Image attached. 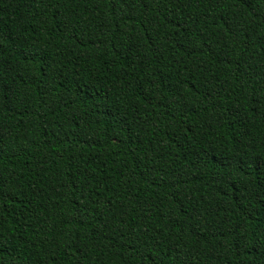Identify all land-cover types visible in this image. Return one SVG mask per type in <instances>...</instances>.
Instances as JSON below:
<instances>
[{"label":"trees","instance_id":"1","mask_svg":"<svg viewBox=\"0 0 264 264\" xmlns=\"http://www.w3.org/2000/svg\"><path fill=\"white\" fill-rule=\"evenodd\" d=\"M0 264H264V0H0Z\"/></svg>","mask_w":264,"mask_h":264}]
</instances>
